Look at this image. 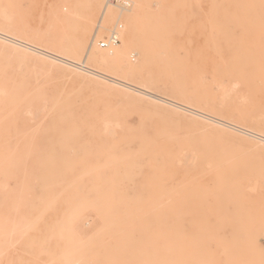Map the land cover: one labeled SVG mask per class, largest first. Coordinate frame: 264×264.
<instances>
[{"label":"rangeland","instance_id":"374dc122","mask_svg":"<svg viewBox=\"0 0 264 264\" xmlns=\"http://www.w3.org/2000/svg\"><path fill=\"white\" fill-rule=\"evenodd\" d=\"M88 1L0 0V26L54 46ZM146 1L149 86L264 134V0ZM100 13L98 49L127 26ZM35 57L0 44V264H264V145Z\"/></svg>","mask_w":264,"mask_h":264},{"label":"bare ground","instance_id":"6f19581e","mask_svg":"<svg viewBox=\"0 0 264 264\" xmlns=\"http://www.w3.org/2000/svg\"><path fill=\"white\" fill-rule=\"evenodd\" d=\"M121 1L125 0H118L117 5L109 0L102 6V0H90L84 5L82 10L76 3L64 6L63 12L57 9L56 19L59 23L67 25L73 22L78 25L79 36L74 39L63 37L53 46L48 44L51 42V38L42 33L40 29H37L34 35V38L39 39L37 41L33 37H27L11 31L7 25H2L0 26V44L13 51L20 58H26L29 54H33L43 67L61 70L62 66H65L75 70V73L79 74L83 80H88L89 76L97 78L99 80L97 83L98 88L103 92L112 93L117 88H122L126 90L123 92L125 96H129L131 93L138 94L140 99L153 102L159 106H165L176 114L205 120L214 126L232 130L264 145V134L242 127L235 122L209 115L200 109L191 107L190 104L172 100L159 94L155 88L149 86V83H157L150 76L148 68L145 69V67H149L153 63L155 50L148 38L141 35L139 25L150 14L156 16V18H162L164 11L160 9L156 13L149 12L146 0H132L131 8H124ZM100 8L99 25L101 28L108 30L109 26L119 18L123 19L127 25L126 29L120 33L118 45L112 50H101L95 46L94 43L98 38V34L93 36L91 43L89 42V34ZM1 17L0 15V19ZM135 56H138V61L134 59L133 62L136 63H133L130 58L132 59ZM17 99L18 96H15L14 100ZM143 158L146 159L145 157Z\"/></svg>","mask_w":264,"mask_h":264},{"label":"built area","instance_id":"2783aa9c","mask_svg":"<svg viewBox=\"0 0 264 264\" xmlns=\"http://www.w3.org/2000/svg\"><path fill=\"white\" fill-rule=\"evenodd\" d=\"M118 4V0H110ZM124 8H131V3L129 0L121 1ZM120 29H122V24H117L116 27L110 32L109 36L98 42V45L101 49L112 50L115 46L118 45L120 41Z\"/></svg>","mask_w":264,"mask_h":264}]
</instances>
